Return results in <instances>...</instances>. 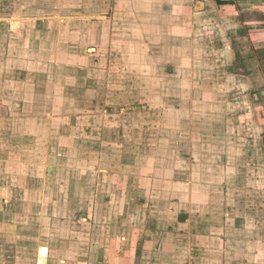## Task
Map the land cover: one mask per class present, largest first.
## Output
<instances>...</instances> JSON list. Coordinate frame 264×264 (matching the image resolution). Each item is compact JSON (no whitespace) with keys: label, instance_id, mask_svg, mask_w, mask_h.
I'll list each match as a JSON object with an SVG mask.
<instances>
[{"label":"rangeland","instance_id":"rangeland-1","mask_svg":"<svg viewBox=\"0 0 264 264\" xmlns=\"http://www.w3.org/2000/svg\"><path fill=\"white\" fill-rule=\"evenodd\" d=\"M190 1L0 0V16L21 13L26 17H34L35 14L39 18L50 17L49 21L45 20L43 23L35 21L31 25L18 23L12 27L0 26V37L4 39L3 32L7 42V45L0 44V76L12 64L10 59L17 58L14 49L17 48L18 51L19 44H26L30 39L28 33H32L33 49L42 51L41 59L46 58L49 52L55 53L58 47L60 50H69L70 54L76 56L73 59L77 63L70 65L74 67L64 66L61 62L64 67L56 70V80L63 71L66 76L67 71L76 73L78 69L82 70L77 67L80 49L87 54L85 61L88 64L83 65V70H93V67L105 70L95 86L102 83L108 85L109 77L114 79L110 87L114 94H109V97H114V107L108 116L78 122L76 116L84 107L76 105L82 94L75 81L61 86L59 101H55V111L66 113L65 116L54 117L57 124L56 139L60 138L56 151H63L65 157L55 161L57 195L53 203L56 207H69L70 212L57 213V216H68L71 221H91L87 228L81 229L83 238H89V229H94L96 225L99 226V232L101 222L103 234H113L112 242L103 244V262L100 264H160L154 262V256H167L175 252V246L177 251H187L191 236L189 218L192 191L196 195L193 197L194 205L202 210L207 206L209 190L224 187L228 180L234 181L237 166H224L227 158L233 160L239 155L252 156L256 151L258 153L254 155L264 156L259 146L262 134L260 129H264V109L260 105H264V102L258 97V114L255 116L252 101L244 104L239 99L240 96L250 95L249 86H242L235 80L234 85L219 83L205 93L206 85L191 86L189 80H186L183 85L168 83L165 85L166 89H160L163 84L156 80L158 70L148 71L140 67L144 65L143 53L135 51L129 63L123 55L115 56L114 60L107 58L105 62L99 63L100 59L96 58L94 50L86 52L88 47L110 50L112 45L120 44L126 40V32L121 33V29L131 23L134 24L136 41L141 40L143 15L158 17L159 13L172 14L177 5L184 6L179 10L181 19L177 22L182 29L178 33L187 31L189 34V41L182 55L183 61L189 64L186 69L192 65L203 68L205 65L202 64H209L208 60L215 56L209 48L207 50L206 43L208 39L214 38L215 47L220 45L217 38L221 30L208 31V37L207 30H203L205 33L202 35L198 29L204 28L206 23L202 25L200 19L195 22V19L188 18ZM98 19L100 20L96 21ZM208 23L216 25L211 18ZM150 25L153 35L158 36L159 23L156 21V27L153 22ZM168 25L175 24L169 22ZM215 28L221 29V24ZM196 31L198 35L195 37ZM191 36L193 41H190ZM37 55L40 56V53ZM27 56L28 52L24 51L19 58ZM167 58V62H171L174 57L170 53ZM81 61L85 62L83 58ZM213 61L214 59L209 74L206 71H196V74L202 76L204 73L212 76L214 81L221 82L227 77L222 78L221 74L218 77L215 70L218 67ZM128 64L136 66L133 72L131 67L127 69ZM3 65L7 68H3ZM166 71L169 73V69ZM190 71L191 69L189 74ZM125 73H134L136 80L134 93H130L128 97L126 90L133 84L124 83ZM183 77L182 79H187V76ZM8 85L14 88V85ZM261 86L262 83L258 84V89ZM90 95L93 96V92ZM18 100L15 94L10 93L0 105H8L14 111V107H18L15 105ZM47 103L49 102H38V108L42 110V107H48ZM88 108L94 109V106ZM126 111L134 112L135 115L129 117L124 113ZM246 117V127L250 130L245 129ZM32 119L34 117L11 115L8 122L20 127L27 126V120ZM255 119L258 120V133H253L251 129ZM115 124L122 131L106 127ZM241 137L250 138L249 141L256 146L255 150H238L236 141H241ZM233 146L236 149L232 150ZM258 167V174H261L259 180H264V165ZM66 189L70 196H67ZM79 190L81 195L78 194ZM80 207L83 211H79ZM95 216H98L97 223ZM159 227L164 236L162 242L146 245L150 237L156 236L155 231Z\"/></svg>","mask_w":264,"mask_h":264},{"label":"crops","instance_id":"crops-1","mask_svg":"<svg viewBox=\"0 0 264 264\" xmlns=\"http://www.w3.org/2000/svg\"><path fill=\"white\" fill-rule=\"evenodd\" d=\"M190 4L188 18L195 19V22L200 19L202 25L206 23L204 28L198 29L203 33L202 35L206 30L207 37L208 31L221 30L217 38L220 45L215 47L214 38L208 39L206 43L207 50L210 49L215 56L208 60L209 64H202L205 65L203 68L190 64L192 66L187 68L188 71L186 69L189 64L183 61L182 55L189 41V34L187 31L178 33V30L182 29L177 22L181 19L179 10H182L184 6L177 5L172 14L159 13L158 17L143 15L141 40L136 41L134 24L131 23L121 29V33L126 32V40L121 41L120 44L112 45L110 50L88 47V49L85 48L86 52L94 50L96 58L100 59L99 63L105 62L107 58L114 60L115 56L122 55L129 63L135 51H139L144 54L142 58L144 65L140 67L148 71L158 70L156 80L163 84L160 89H166L165 85L168 83L183 85L186 80H189L191 86L206 85L204 92L207 93L219 83L230 86L238 80L240 85L249 86L251 95L240 96L239 99L244 104L246 101H252L256 116L258 97L264 102V0H200V2L191 0ZM22 15L18 13L0 16V23H2L0 26L12 27L18 23L31 25L35 21L43 23L50 19V17L39 18L40 16L36 14L33 15L34 17ZM210 18L216 22V25L208 23ZM156 21L159 23L158 36L153 35L150 25L153 22V26L156 27L154 25ZM169 22L175 25H168ZM220 24L221 29L215 28ZM2 35L5 39L3 32ZM28 36L30 39L26 41V44H17L19 50L14 49V55L17 58L10 59L12 64L8 68L3 65V68L7 70L0 76V103L5 102L2 100L10 93L15 94L19 99L15 103L18 107H14V111L8 105H0V264H100L103 262V244L112 242L113 234L108 232L109 236H105L101 222L100 231H97L99 227L97 225L94 227L95 230L90 228V237H86L89 239L86 240L83 238L81 229L87 228V224L91 221L88 219L84 222L71 221L68 216H57V213L70 212L69 207H56L53 203L57 195L55 161L63 160L65 157L63 151H56V144H59L60 138L56 139L57 124L54 117L65 116L66 113L55 111V101H59L60 87L75 81L82 94L76 105L80 108L84 107V110L76 116L78 122L88 118L94 121L99 116H108L114 107V97H109V94L113 92L110 87L114 79L109 77L108 85L102 83L100 86H95V83L103 77L105 70L95 69V67L93 70L87 68L83 70V65L88 64L85 61L87 54L80 49L77 67L82 70L78 69L76 73L67 71L66 76L63 71L56 80L58 73L56 70L66 65L70 68L74 67L70 65L77 63V60L73 59L76 56L70 54L69 50H60L58 47L55 53L49 52L46 58L41 59L42 51L33 49L35 46L32 33H28ZM0 39V44L7 45L3 38L0 37ZM193 40L191 36L190 41ZM114 44H116L115 40ZM24 51H27L29 56L19 58ZM36 52L40 53V56ZM117 53L120 54L117 55ZM170 53L174 58H171V62H167V54ZM81 58L84 59V63ZM213 59L218 67L215 69L218 77L220 74L222 78L227 77L221 82L214 81L212 76L204 75V73L202 76L196 74V71L201 73L206 71L209 74ZM126 67L127 69L131 67L132 72L136 68L134 64L130 66L128 64ZM168 69L169 73L166 71ZM147 73L150 74V72ZM188 75H190L189 78ZM183 76H187V79H182ZM123 81L127 85L133 84L126 90V97H128L130 93H134L135 74L125 73ZM260 83L262 86L258 89ZM8 84L14 85V88ZM92 92L93 96L90 95ZM41 101L49 102L48 107L39 109L38 102ZM91 106H94V109L88 108ZM96 106L100 107L96 108ZM260 107L264 109V105ZM124 113L129 117L135 115L134 112L129 111ZM11 115L29 116L34 119L27 120V126L19 127L18 124L8 122V117ZM247 118L244 120V125L245 129L250 130L246 127ZM106 127L122 131L116 124ZM67 129L70 128L67 127ZM251 129L253 133H258V120L255 119ZM260 131L262 134L259 146L264 153V129L261 128ZM249 140L250 138L243 137L241 141H236L238 150L243 148L249 152L255 150L256 146ZM231 149H236V146ZM255 153H252V156L239 155L233 160L227 158L224 166L229 164L237 166L234 181L228 180L224 187H214L209 190L207 206L204 209L201 210L194 205L193 197L196 195L192 191L189 218L191 236L188 250L177 251L175 246V252L167 256L164 254L154 256V262L160 264H183V262L184 264H264V180H259L261 174H258V165H264V156L254 155ZM80 190L79 195L82 193ZM66 194L70 196L67 189ZM79 211H83V208L80 207ZM95 217L97 223L98 216ZM155 233L156 236L150 237L146 245L162 242L164 236L160 227Z\"/></svg>","mask_w":264,"mask_h":264}]
</instances>
